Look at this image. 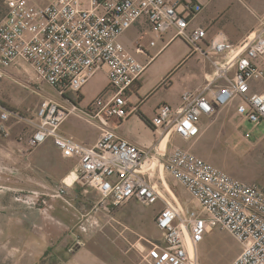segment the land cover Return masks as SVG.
I'll list each match as a JSON object with an SVG mask.
<instances>
[{"label": "built area", "instance_id": "built-area-1", "mask_svg": "<svg viewBox=\"0 0 264 264\" xmlns=\"http://www.w3.org/2000/svg\"><path fill=\"white\" fill-rule=\"evenodd\" d=\"M0 18V78L17 66L54 88L64 102L44 97L25 113L0 105V131L10 120L30 129L27 147L48 139L64 158L76 159L74 181L95 189L100 199L94 209L107 213L130 200L144 205L161 204L153 221L161 241L138 236L131 243L139 260L135 264H200V250L213 229L229 232L239 243V253L228 264H264V190L242 181L190 148L161 147L170 133L193 141L202 133L204 115L233 106L235 113L254 124L264 122V91L251 83H264V16L238 43L218 36L205 43L206 29L191 27L202 11L199 0H5ZM145 18L156 38L172 29L173 39L183 40L213 67L211 77L194 91L181 95L179 107H158L150 124L159 138L143 148L120 137L109 127L112 119L126 117L127 92L146 65L127 51L119 37L139 18ZM155 45V39L149 42ZM137 52H143L141 44ZM153 56L149 57L148 62ZM107 83L85 108L79 90L99 70ZM221 81V82H219ZM70 115L99 130L92 144L78 142L60 130ZM169 177V187L164 178ZM173 185L182 187L191 202L179 200ZM69 184L64 177L52 194L31 192L34 205L46 196L62 197ZM172 187V188H171ZM29 202L28 198H20ZM96 217L78 222L79 233L98 226ZM77 243L83 245L81 240ZM72 250V247H69Z\"/></svg>", "mask_w": 264, "mask_h": 264}, {"label": "rangeland", "instance_id": "rangeland-1", "mask_svg": "<svg viewBox=\"0 0 264 264\" xmlns=\"http://www.w3.org/2000/svg\"><path fill=\"white\" fill-rule=\"evenodd\" d=\"M4 1L0 0V18L6 10ZM176 42V46L187 48L183 40L178 39ZM14 79L15 81L8 80V84L3 85L0 105L25 113L28 108L36 106L43 97L59 98L54 88L31 73H18ZM104 82L105 74L99 69L79 90L83 99L79 106L85 108L87 102L99 95ZM13 122L15 121L10 120L9 124ZM23 125H16L17 129L12 139H23L18 133H26L27 129L30 133L29 127ZM256 125L244 121L236 131L227 132L229 128L218 127L217 124L218 130L210 138L205 150L212 163L242 181L257 183L264 190V153L256 154V149L247 151L235 139L236 133H248L250 135L246 137L248 142L256 143L260 133H264V122L257 128ZM10 132L11 129L8 133ZM7 138L9 136L0 131V141ZM184 141L188 144L192 142ZM5 146L6 143L0 142V264H135L139 256L131 243L138 236L143 235L153 238L151 239L153 241H159L160 233L153 221L156 211L151 219L155 235H149L152 205H144L136 200L115 207L111 213L101 208L94 209V205H91L89 209L83 211L85 214L83 220L88 216L95 217L99 212H102V215L97 217L99 225L89 226L87 233H79L77 222L72 228L59 224L54 216V210L49 207L48 198L51 197L46 196V204L39 201L40 204L34 205L31 202L35 200L31 199L32 191L40 192L38 198L41 200L44 197L43 193L52 194L55 185L60 182L49 176L51 171L48 167L52 165L41 163L37 169L32 168V164H26V170L23 171L22 165L9 157L20 152L18 150L12 152ZM164 183L169 187V177L164 179ZM173 186L175 192L180 193L179 200L191 202L182 187ZM21 197L28 198L29 202L20 201ZM118 208L123 209L116 212ZM41 217L45 218L44 223L40 221ZM77 239L81 240L83 245L78 244ZM204 244L200 250V264H228L240 251L239 243L229 232L221 229H213L207 235Z\"/></svg>", "mask_w": 264, "mask_h": 264}, {"label": "crops", "instance_id": "crops-1", "mask_svg": "<svg viewBox=\"0 0 264 264\" xmlns=\"http://www.w3.org/2000/svg\"><path fill=\"white\" fill-rule=\"evenodd\" d=\"M199 2L203 4V9L193 19L190 26L204 27L206 29L207 36L205 43L210 42L215 37L221 36L226 38L230 43L236 44L248 32L255 29L258 26L259 18L264 16V0H199ZM172 35L173 30L169 29L163 33L162 37L156 38L155 33L150 29L145 18L142 17L135 21L119 37L125 49L132 53L138 61L145 64L146 67L127 92L126 117L122 120L112 119L109 127L120 137L143 148L154 145L159 138L158 131L150 124V119L155 115L158 107L164 103L172 108L179 107L182 93L194 91L202 87L213 72L211 64L204 60L197 52L191 53L189 46L184 41L187 48L176 46V41L179 38L173 39L163 50L157 53L164 42ZM154 39L155 45L150 46L149 42ZM138 43L143 45V52L136 51ZM150 56H153V58L148 62ZM260 62L264 63V55L260 59ZM101 70L105 74V82L102 87L104 89L107 77L105 70ZM18 73H21V70L17 66H12L8 68L7 76L0 78V96L3 94L1 93L3 85L8 84V80L15 81L14 76ZM251 89L264 91V83H251ZM46 97L62 103L64 102V99L60 96L59 98L53 96ZM82 102L83 99L80 96L79 105ZM6 108L10 109L9 107ZM244 121L248 120L239 117L235 113L233 106L216 109L214 113L204 115L201 118L199 124L202 128V133L193 141V145L170 133L164 138L161 147L166 145L167 150L172 145L190 148L194 153L210 161L205 148L210 138L215 135V131L218 130L217 128H229L227 132L236 131ZM9 122L5 134L9 138L0 142L6 143L5 147L10 148L12 152L15 150L20 152V154L9 157L17 160V163L22 165H20L21 170H26V164H32V168L36 167L37 169H39L41 163L48 164V166L52 165L48 167L49 171H51L49 174L51 179L61 181L64 177L66 178L69 186L66 188L65 196L48 198V202L49 207L54 210V216L59 224H64L65 227H74L76 222L78 223L83 220V215H85L83 211L99 202L100 193L95 189L86 190L74 181L72 171L75 168L76 159L60 156L59 150L50 139L36 147H27L26 139L30 134L28 129L26 133H18L23 139H12L11 137L17 129L16 125H23V123L13 122L9 124ZM262 123H257L255 128ZM217 124H219L218 127ZM10 129L12 131L10 132L11 134L8 133ZM60 130L66 135L73 136L78 142L89 145H92L99 135V130L95 126L76 115L67 117L62 122ZM248 136H250L248 133L243 134L239 132L236 133L235 139L247 151H254L256 149V154L264 153V133H260L256 143H249L247 140ZM46 154L49 156H46ZM160 207L161 205L159 206V204L152 205L149 216V235H155L151 219L153 213L157 212ZM123 208H118L116 212H120ZM101 215L102 212H99L95 217H101ZM41 219L40 221L43 222L45 218L41 217ZM143 237L149 240L153 239Z\"/></svg>", "mask_w": 264, "mask_h": 264}, {"label": "bare ground", "instance_id": "bare-ground-1", "mask_svg": "<svg viewBox=\"0 0 264 264\" xmlns=\"http://www.w3.org/2000/svg\"><path fill=\"white\" fill-rule=\"evenodd\" d=\"M165 179V178H164Z\"/></svg>", "mask_w": 264, "mask_h": 264}]
</instances>
